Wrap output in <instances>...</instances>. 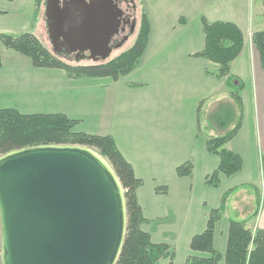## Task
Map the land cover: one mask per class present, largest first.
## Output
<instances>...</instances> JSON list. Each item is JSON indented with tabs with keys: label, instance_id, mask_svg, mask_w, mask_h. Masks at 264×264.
<instances>
[{
	"label": "crops",
	"instance_id": "0c3cea01",
	"mask_svg": "<svg viewBox=\"0 0 264 264\" xmlns=\"http://www.w3.org/2000/svg\"><path fill=\"white\" fill-rule=\"evenodd\" d=\"M26 1L32 3L33 11L39 10L35 0ZM142 2L146 5L140 12L150 25L148 41L138 65L117 80L74 78L63 69L35 67L28 57L0 41V109L64 114L77 121L78 132L112 137L142 180L136 189L146 219L141 229L153 243L170 248L171 256L157 264H184L188 255L199 254L189 248L191 237L204 230L209 211L219 207L223 194L235 188L214 226L213 246L223 255L229 218L245 220L252 231L264 230V69L251 40L253 32L264 30L262 22L251 20L255 12L264 20V3ZM202 18L231 22L242 33V50L230 63L229 72L242 83L239 101L224 78L206 72L218 65L195 56L204 46ZM227 113L230 119L221 122ZM238 121L240 127L225 147L242 158L241 169L231 176L220 174L219 185L212 187L205 180L217 168L219 158L207 151L206 140L224 134ZM187 162L192 165L191 175L178 176L176 167ZM157 187L165 192L156 191ZM259 189L263 191L258 196ZM240 202L247 203L244 214H238ZM217 264H224L223 258Z\"/></svg>",
	"mask_w": 264,
	"mask_h": 264
},
{
	"label": "water",
	"instance_id": "95a60500",
	"mask_svg": "<svg viewBox=\"0 0 264 264\" xmlns=\"http://www.w3.org/2000/svg\"><path fill=\"white\" fill-rule=\"evenodd\" d=\"M123 14L113 0H46L53 52L105 61ZM125 231L122 186L95 149L42 144L0 155L1 264H115Z\"/></svg>",
	"mask_w": 264,
	"mask_h": 264
},
{
	"label": "trees",
	"instance_id": "16d2710c",
	"mask_svg": "<svg viewBox=\"0 0 264 264\" xmlns=\"http://www.w3.org/2000/svg\"><path fill=\"white\" fill-rule=\"evenodd\" d=\"M261 1L264 3V0ZM41 2L42 0H35L37 6ZM140 18L136 38L129 48L112 59L87 65H71L63 61L59 54L43 47L31 32H23L17 36L0 34V41L5 48L28 57L35 67L63 69L68 76L74 78L107 76L117 80L138 65L146 47L150 25L145 13ZM202 31L204 46L195 56L218 65L216 70L206 72L217 78H224L234 99L239 101L242 83L229 72L230 63L242 50L243 36L240 29L231 22H209L202 18ZM251 40L264 69V30L253 32ZM76 124V120L60 113L22 114L14 108H2L0 154L42 144L77 145L95 149L111 165L122 186L125 199L126 231L115 264H157L161 258L171 256L167 244L153 243L150 235L140 227L146 222L136 198V189L141 186L142 180L135 176L132 166L118 151L112 137L78 132L75 130ZM239 127L238 121L224 134L211 136L206 140L207 151L219 158L217 168L206 177V184L217 187L220 174L231 176L241 169L242 158L225 147ZM191 170V162L176 167L178 176H190ZM156 191L165 192V189L157 187ZM234 191L235 188L223 194L219 207L209 211L204 230L191 237L189 248L199 254L188 255L184 264H217L221 258L224 264H264V230L248 229L243 219L229 218L225 252L220 255L214 249L215 223L221 218L227 199Z\"/></svg>",
	"mask_w": 264,
	"mask_h": 264
},
{
	"label": "rangeland",
	"instance_id": "374dc122",
	"mask_svg": "<svg viewBox=\"0 0 264 264\" xmlns=\"http://www.w3.org/2000/svg\"><path fill=\"white\" fill-rule=\"evenodd\" d=\"M45 1L46 0H42L41 5L38 6L39 10L33 11L32 3L29 2V5H28L26 0H13V1L2 0L0 2V16L3 15L4 17H0V26L2 25V28L0 29L1 34L17 36L23 32H32L38 38V40L41 42L43 47L47 48L50 52H53L52 45H51L49 37H48L47 28H46L47 26H46L45 16H44ZM134 3H135V7H136V11H135L136 28H135V31L129 37V39L123 44V46L121 48L116 49L112 52L109 59H112L113 57L120 54L122 51L129 48L136 38L137 31H138V28L140 26V19H141L140 17L142 15V12H140V11H141V9H143V5H146V3L142 2V5H141L140 0H134ZM262 18H263V16H260V13L255 12L252 14L251 20H252V23H254V24H256L257 22H262L264 24V20H262ZM2 55L5 58L7 54H5V52H4V54L2 53ZM59 57L61 59H63V61L68 62L71 65H82V64L87 65V64L92 63V62H89L87 60L76 61L73 57L66 58L64 55H59ZM7 65H8V63H7ZM8 67H14V65L10 64ZM6 70H8L7 67H6ZM204 113L205 112L203 110L201 113L202 118L205 115ZM229 117H230L229 113H227L226 115H222L221 116V118H222L221 122L225 123L227 120L230 119ZM262 191H263V189H259V193H257L258 196L261 194ZM244 195L247 198L250 197L253 199L252 194L244 193ZM193 198H194V196L192 195V197L189 199L192 200ZM241 202L239 203L240 209L238 210V214L243 213V212L246 213L245 211H243V209H247V208H243V207L246 206L247 203H245V202L241 203ZM246 207H248V206H246ZM0 236H1V232H0ZM0 264H1V262H0Z\"/></svg>",
	"mask_w": 264,
	"mask_h": 264
},
{
	"label": "flooded vegetation",
	"instance_id": "af4514ba",
	"mask_svg": "<svg viewBox=\"0 0 264 264\" xmlns=\"http://www.w3.org/2000/svg\"><path fill=\"white\" fill-rule=\"evenodd\" d=\"M115 3H117V5L123 10L124 14H123V18H124V24L121 25V27H124V31L120 32L118 35H114L111 38L110 41V47H112V51L110 53V55L112 54V52L116 49H119L123 46V44L129 39V37L134 33L135 28H136V17H135V11H136V7H135V3L134 0H113ZM134 22V27L132 28V24ZM47 28V27H46ZM124 37H127V39L121 44L120 47L118 48H114V45H116L117 43H119L120 41L123 40ZM79 55L82 56L79 57V61L80 60H87L89 62L92 63H97L100 62V59L97 61H94L92 59H89V52H82ZM110 55L108 56V58L106 60H108L110 58ZM69 57H73L76 60V53H73L71 55H69Z\"/></svg>",
	"mask_w": 264,
	"mask_h": 264
}]
</instances>
